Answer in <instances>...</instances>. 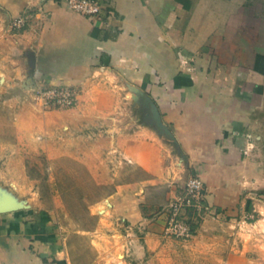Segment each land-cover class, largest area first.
I'll return each mask as SVG.
<instances>
[{"label": "crops", "instance_id": "0c3cea01", "mask_svg": "<svg viewBox=\"0 0 264 264\" xmlns=\"http://www.w3.org/2000/svg\"><path fill=\"white\" fill-rule=\"evenodd\" d=\"M103 1L101 19L94 20L63 0H0L1 87H82L80 107L94 124L106 118L107 105L89 94L110 88L95 84V77L114 76L119 85L140 89L155 101L183 152L178 170L201 175L210 205H235L252 171L248 126L264 93L261 59L246 70L239 39L231 35V28L244 27L245 0ZM25 10L36 15L23 30L11 31V20ZM150 127L143 122L136 131L143 136L111 128L116 161L136 163L150 175L116 183L109 196L112 214L131 224L146 218L148 187L177 181L175 157L165 162ZM261 258L255 264H264ZM0 264H70L53 213L30 205L0 212Z\"/></svg>", "mask_w": 264, "mask_h": 264}, {"label": "rangeland", "instance_id": "374dc122", "mask_svg": "<svg viewBox=\"0 0 264 264\" xmlns=\"http://www.w3.org/2000/svg\"><path fill=\"white\" fill-rule=\"evenodd\" d=\"M244 6L239 17V23L245 19L244 27L231 28V35L239 39L244 59L240 61L246 70L261 59L264 85V0H245ZM95 78V84L110 86L95 87L89 94L107 105V119L99 124L92 122L88 108L80 107L82 87H74L79 96L75 106L54 108L36 98L41 87L23 90L0 85V203L10 199L53 213L54 226L66 238L70 264H255V258L263 259L264 212L257 209L264 211V93L248 126L246 156L252 171L246 174L240 201L226 209L208 200L200 212L183 209L190 234L178 236L167 230L169 206L195 174L178 170L184 166L183 152L156 130L151 139L165 153L167 164L175 157L172 174L177 181L147 188L146 218L141 223L131 224L112 214L108 200L116 183L150 175L118 157L116 180L108 182L117 163L110 151L111 135L114 127H127L143 136L136 131L143 126L145 110L133 98L137 92L119 85L114 76ZM112 101L117 106H110ZM88 211L95 217L90 218Z\"/></svg>", "mask_w": 264, "mask_h": 264}, {"label": "built area", "instance_id": "2783aa9c", "mask_svg": "<svg viewBox=\"0 0 264 264\" xmlns=\"http://www.w3.org/2000/svg\"><path fill=\"white\" fill-rule=\"evenodd\" d=\"M71 9L91 19H101L102 12L107 5L103 0H63ZM36 14L25 10L14 17L9 26L13 32L23 30L30 19ZM36 98L48 107H73L77 104L78 91L72 86H44L36 90ZM205 182L199 174L190 176L185 185L183 193L176 197L169 206L167 230L174 234L189 235L190 225L181 216L183 209L200 212L205 208Z\"/></svg>", "mask_w": 264, "mask_h": 264}, {"label": "water", "instance_id": "95a60500", "mask_svg": "<svg viewBox=\"0 0 264 264\" xmlns=\"http://www.w3.org/2000/svg\"><path fill=\"white\" fill-rule=\"evenodd\" d=\"M133 90L137 92L136 94H133L135 102L141 105V107L145 110L144 123L151 126L160 134L168 136L176 143L175 136L171 129L164 123L161 112L155 101L140 89L134 88ZM20 208H23L21 203H16L10 199H4L0 203V212L17 210Z\"/></svg>", "mask_w": 264, "mask_h": 264}, {"label": "trees", "instance_id": "16d2710c", "mask_svg": "<svg viewBox=\"0 0 264 264\" xmlns=\"http://www.w3.org/2000/svg\"><path fill=\"white\" fill-rule=\"evenodd\" d=\"M90 218H94L95 216L92 215L89 211H88V214H87Z\"/></svg>", "mask_w": 264, "mask_h": 264}, {"label": "bare ground", "instance_id": "6f19581e", "mask_svg": "<svg viewBox=\"0 0 264 264\" xmlns=\"http://www.w3.org/2000/svg\"><path fill=\"white\" fill-rule=\"evenodd\" d=\"M109 201V200H108Z\"/></svg>", "mask_w": 264, "mask_h": 264}]
</instances>
